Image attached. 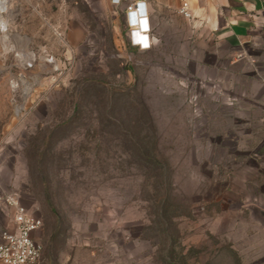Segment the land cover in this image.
I'll use <instances>...</instances> for the list:
<instances>
[{
	"label": "rangeland",
	"instance_id": "obj_1",
	"mask_svg": "<svg viewBox=\"0 0 264 264\" xmlns=\"http://www.w3.org/2000/svg\"><path fill=\"white\" fill-rule=\"evenodd\" d=\"M147 5L143 50L126 5L11 0L36 65L0 58V234L14 194L37 264H264V15L244 43Z\"/></svg>",
	"mask_w": 264,
	"mask_h": 264
},
{
	"label": "built area",
	"instance_id": "obj_2",
	"mask_svg": "<svg viewBox=\"0 0 264 264\" xmlns=\"http://www.w3.org/2000/svg\"><path fill=\"white\" fill-rule=\"evenodd\" d=\"M149 0H112L115 5H126L127 12L132 16L134 26L132 31L135 33V47L148 49V38L150 34L149 19L147 16V4ZM11 0H0V19L7 15ZM178 13L187 20L193 19L191 0H179ZM6 25V24H5ZM7 35V26L5 32H0V48L3 54L0 55L4 61L9 58L23 69L29 70L36 65L35 56L18 52L16 46L8 38L2 40L1 36ZM50 72H58L59 68L52 57L46 58ZM16 85V84H15ZM14 85L16 89L17 85ZM23 84L22 90L27 95L30 90L28 84ZM4 204L11 211L10 227L0 234V264H37L40 260L43 247L36 242L33 235L42 228L43 222L40 218L30 214L28 210L20 203L19 198L14 194L4 197Z\"/></svg>",
	"mask_w": 264,
	"mask_h": 264
},
{
	"label": "crops",
	"instance_id": "obj_3",
	"mask_svg": "<svg viewBox=\"0 0 264 264\" xmlns=\"http://www.w3.org/2000/svg\"><path fill=\"white\" fill-rule=\"evenodd\" d=\"M158 1L161 9H170L172 13L186 21H192L196 17L205 18V21L214 27L223 17L229 34L235 40L244 43L251 38L255 21L264 15V0H191L193 19L187 20L178 13L179 0ZM166 1H170L171 4L167 5ZM147 11L150 24H154L155 16L151 5H147Z\"/></svg>",
	"mask_w": 264,
	"mask_h": 264
},
{
	"label": "bare ground",
	"instance_id": "obj_4",
	"mask_svg": "<svg viewBox=\"0 0 264 264\" xmlns=\"http://www.w3.org/2000/svg\"><path fill=\"white\" fill-rule=\"evenodd\" d=\"M5 23L3 22V20L2 19H0V32H5ZM9 38V37H8ZM7 38V39H8Z\"/></svg>",
	"mask_w": 264,
	"mask_h": 264
}]
</instances>
